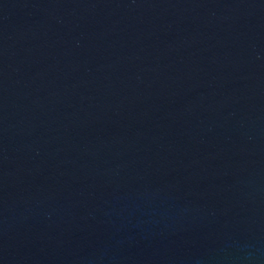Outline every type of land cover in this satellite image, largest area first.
Returning <instances> with one entry per match:
<instances>
[{
    "label": "water",
    "instance_id": "obj_1",
    "mask_svg": "<svg viewBox=\"0 0 264 264\" xmlns=\"http://www.w3.org/2000/svg\"><path fill=\"white\" fill-rule=\"evenodd\" d=\"M0 264H264V0H0Z\"/></svg>",
    "mask_w": 264,
    "mask_h": 264
}]
</instances>
